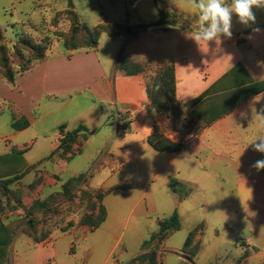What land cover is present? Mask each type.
I'll return each instance as SVG.
<instances>
[{"label": "crops", "instance_id": "1", "mask_svg": "<svg viewBox=\"0 0 264 264\" xmlns=\"http://www.w3.org/2000/svg\"><path fill=\"white\" fill-rule=\"evenodd\" d=\"M254 27H259L262 31L252 33ZM237 32L232 33L238 34L234 35V39L221 37L220 44L214 41L208 45L201 42L200 46L188 32L179 28L159 36L152 33L140 34L134 39V46H140L141 52L133 57H138V60L156 58L162 63H174L176 97L184 105L203 94L237 63L243 65L255 82L264 81V18H259L252 27H246L244 33ZM239 41L242 44L239 45ZM162 42L173 44L174 57L167 58L165 50L159 51L151 47L153 43ZM122 51V44L120 47L107 44V48L103 50L100 42L96 48L49 55L44 61L18 74L13 83L0 77V120L7 114L10 116L9 129L0 131V180L20 176V181L29 184L34 178L28 170L34 166L44 171L52 165L57 173L64 172L68 163H64L60 155L64 152V149H60L61 140L68 132L80 126L86 127L89 134L105 133V144L96 150L98 154L107 150L114 163H120L121 154H126L122 163L130 165L132 173L137 177H130L127 182L113 186L103 185L107 189L117 188L104 197L106 220L96 231L90 233L100 231V247L109 244L110 239L115 242L122 236L124 231L120 218L128 205L132 206L130 213L138 208L141 209L140 215L157 213L162 196H167L170 190L171 177L180 178L186 184L197 185L199 178L182 179V171L186 167L182 159L187 157L192 163H198L199 168L204 171L207 167L201 163L202 156L211 163L217 157L224 158L228 161L225 164L227 166L236 161L231 154L235 151V143L239 142V135H248V129L252 127L258 133L264 132L256 116L264 115L263 91L212 123L200 134L191 135L192 138L189 135L185 137L183 143L188 149L180 152L156 151L147 140L154 121L161 117L151 108L146 76H130L118 69ZM128 51L130 50L127 49ZM118 120L128 124L127 135L116 132L115 122ZM62 125L66 127L63 132L59 130ZM256 131L253 130L252 134L257 133ZM135 132L139 133L136 138L133 136ZM86 134L83 132L77 137L68 151L72 159L73 154L85 153L89 143ZM179 138H173L172 141L177 142ZM35 147L37 150L33 152ZM207 152L212 156L207 157ZM252 159L250 156V160ZM253 164L254 162L249 166H242L246 177L241 182L240 192L244 193L245 198H239L238 202H230L224 208L217 209L221 213L218 217L224 220L231 221L237 217L246 219L251 234L244 240L248 247L247 253H240L238 260H229L227 255H222L223 252L217 245L218 239L222 237L220 230H216L214 237L206 244L209 225L204 220L194 227L195 229L204 222L207 226L196 240L197 253L195 256L191 252L187 253L193 256L194 264H202L200 257L211 254L214 259H209L210 263L217 259L219 264H264V172L259 175L252 167ZM123 184H134L137 187L119 189ZM99 185L101 184L97 186ZM197 191L195 187L193 193ZM112 193H116L113 199L109 198ZM192 195L178 201L181 221V211ZM213 206L209 201L199 199L193 208L194 213L197 210H211ZM48 229L51 234L39 242L26 232L23 233L21 228L16 229L10 225L0 228V264H78L77 258L69 253V242L65 236H60L57 229ZM257 240L260 242L257 243ZM95 246V243L90 245L92 254L86 264H112L108 257H93L96 253ZM112 247L111 244L110 248ZM139 249H136V254ZM133 258L130 256L124 263ZM113 264L123 263L116 261Z\"/></svg>", "mask_w": 264, "mask_h": 264}, {"label": "rangeland", "instance_id": "2", "mask_svg": "<svg viewBox=\"0 0 264 264\" xmlns=\"http://www.w3.org/2000/svg\"><path fill=\"white\" fill-rule=\"evenodd\" d=\"M254 11L256 22L259 18H264V8ZM162 13L165 14L166 21L172 25L152 26L148 31L140 34L152 33L159 36L179 28L193 36L198 30L197 9L192 7L190 0H0V28L3 36V39H0V46L5 49L4 54L0 50V77L5 74L4 56L9 59L11 70L15 72L19 71L21 66L40 57L42 53L30 50L29 44L44 48V53L49 56L67 53L71 46L90 47L89 44L96 40L98 44L101 42L103 50L107 48V44L119 47L122 44L121 55L128 56L134 62L145 66L144 75L148 84L156 77L160 65L164 63L156 58L138 60V57H133L140 54L141 48L134 46V39L140 34L136 37L132 36L137 30V25L155 24L160 20ZM245 30L246 27L233 15L232 33H238L237 31L244 33ZM234 35L238 34H232L230 39H234ZM151 47L159 51L165 50L167 58L175 56L171 42L153 43ZM177 103L181 105L178 101ZM151 108L161 118L154 121L148 140L151 135L158 133L170 140L180 137L177 142H184L185 137L189 135L188 137L192 138L191 135L200 130L195 118L186 109L179 112L172 109L169 116L159 113L152 106ZM9 121L8 114L1 118L0 131L9 129ZM115 124L118 134H128L123 132L124 122L118 120ZM252 129L256 131V128L252 127L248 129V135L238 136L239 142L235 143V151L231 154L236 161L230 163L231 165L225 166L228 161L224 158L217 157L211 163L202 156L201 163L207 167L204 171L199 168L198 163H192L187 157L182 159L185 161L184 167L186 166L182 171V179L190 180L196 177L199 181L197 185H190L180 178L171 177L184 184L187 189H191L192 192L182 199L193 195L188 203L185 202L186 207L181 211L182 228L168 233L161 239L151 240L153 234L159 232L160 222L170 217L174 211L180 215L178 201H181V198L170 187L167 196H162L157 213L140 215V208L133 213H130L131 205L125 208L120 218L124 232L117 241L110 239L109 244L100 247L98 244L100 231L90 234L99 228L92 229L91 226L102 219L105 195L117 188L116 186L107 189L103 185L113 186L123 181L127 182L130 177H137L132 173L130 165H126V162L122 163L126 159V154H121L120 163H114L109 158L107 150L98 154L96 150L105 144V133L97 135L88 132L87 149L82 155L73 154L75 160L65 151L68 150L67 147L63 148L60 145V149H64L60 155L64 163L65 161L68 163L67 169L62 173L59 172L60 174L56 169L53 170L52 165L50 169L44 171L34 166L28 170L34 178L29 184L20 181V176L12 177V182L6 185L2 182L4 180H0L2 187L0 188V228L6 225L15 226L16 229L21 228L23 233L26 232L39 242L51 234L48 227L57 229L58 234L65 236L69 242V253L77 258L78 264H82V261L86 264V260L92 254L90 245L94 243L96 253L93 257L95 259L108 257L112 264L116 261H121L123 264H139L138 258L150 254L156 256L157 264H194L193 256L198 250L196 240L207 226L204 222L195 229L194 227L197 223L206 220L209 225L206 244L214 237V232L220 230L222 237L218 239L217 245L222 250V255H227L229 260H238L241 257L240 253L245 255L248 251L244 240L251 236L248 230L250 225L241 217L231 221L224 220L218 217L221 213L217 209L224 208L230 202H238L239 198L242 200L245 198L244 193L240 192L241 182L245 181L246 177L242 166H249L252 162L264 159V153L255 151L254 145L251 144L257 136L264 135V132L256 131L257 133L252 134ZM133 136L136 138L139 133L135 132ZM117 140L122 142L121 139ZM256 143L259 141L257 140ZM186 149L187 146L184 150ZM36 150L37 147L33 152ZM206 155L212 156L209 152ZM250 156L253 157L252 160ZM263 172L264 170H260L258 174L263 175ZM200 175L206 177L201 178ZM74 176L78 177L72 178ZM98 184L101 185L97 186ZM195 187L198 191L194 194ZM98 194H102L101 199H98ZM115 194L112 193L109 198H115ZM199 199L203 202L209 201L214 205L213 208L203 212L197 210L195 214L193 208L196 207ZM171 204L173 206H170ZM192 229L195 230L193 243L186 247L188 235L194 231ZM150 240V243H146ZM111 244L112 248H110ZM137 248L140 249L136 254ZM188 252L193 256H189ZM130 256L134 258L124 263ZM209 259H214V256L212 254L201 256L200 263L219 264L217 259L211 263ZM146 264L151 263L147 260Z\"/></svg>", "mask_w": 264, "mask_h": 264}, {"label": "trees", "instance_id": "3", "mask_svg": "<svg viewBox=\"0 0 264 264\" xmlns=\"http://www.w3.org/2000/svg\"><path fill=\"white\" fill-rule=\"evenodd\" d=\"M165 18V14L162 13L160 20L155 24L137 25V30L132 37H136L140 33L148 31L152 26L172 25L170 22H167ZM90 35L91 32L89 31V36ZM0 39H3L1 28ZM238 44H242V42L239 41ZM98 45L99 44L96 42V40H94L91 44H89L90 47H85V49L96 48ZM29 46L30 50L40 51L42 54L39 58L31 61L30 63L24 66H21L19 71L17 72L11 70V66L9 65V59L6 56L3 57V68L5 71V74L3 73V77L9 82L13 83L18 74L26 72L34 64L47 59L48 56L44 53V48L37 47L34 45L32 46L30 44ZM83 48L84 47L71 46L69 52ZM0 50L4 54L5 49L3 48V46H0ZM149 63L152 64L151 62H148V64ZM118 69L124 71L127 75L130 76L144 74L146 71L145 66L140 63L134 62L131 58L123 54L118 60ZM263 91L264 81L255 82L250 77V75L241 63H237L235 66H233L226 74L222 76V78L215 82L199 97L184 105H179L177 103L176 74L174 63H164L160 65L156 77L154 79H151V81L147 84V94L150 100V104L159 113L171 116L170 111L172 109L177 110L178 112L182 111V109L190 111V113L200 126V130L193 133V135L200 134L212 123L228 115L242 103L252 99L254 96L260 94ZM125 126H128V124H125ZM65 128L66 127L62 125L60 126L59 130L63 132ZM83 132L88 133L89 131L86 127L80 126L77 129L68 132L66 136L61 140L60 145L63 148L67 147L68 150H65L66 152L70 151L77 137L82 135ZM148 143L156 151L180 152L186 147L183 142H174L167 137L160 136L158 133H154L153 135H151L149 137ZM12 180L13 179H8L2 182L6 185L12 182ZM178 185L180 188L178 187ZM134 187L137 186H135L134 184H123L119 186V189L125 190ZM169 187L172 189L173 192L178 193L181 199L187 197L192 192L191 189H187L184 184L178 182L175 178L170 179ZM101 198L102 194H98V199ZM106 217L107 211L105 208H103L101 221L92 225L91 228H98L106 220ZM159 226L160 230L158 233L153 234L151 238L152 241L155 240V238L161 239L165 237L168 233L179 231L182 228V221L179 213L177 211H174L170 217L163 219L160 222ZM194 236L195 230L189 233L185 243L186 247L190 246L193 243ZM151 240L147 241L146 243H150ZM155 257L156 256L154 254H150L146 256H141L137 260L139 261V264H146L147 260L151 264H157V259Z\"/></svg>", "mask_w": 264, "mask_h": 264}, {"label": "clouds", "instance_id": "4", "mask_svg": "<svg viewBox=\"0 0 264 264\" xmlns=\"http://www.w3.org/2000/svg\"><path fill=\"white\" fill-rule=\"evenodd\" d=\"M193 8L197 9L196 22L198 30L192 39L200 46L201 42L221 43V37H232V18L235 15L238 22L245 27L256 23L254 9L264 8V0H190ZM259 27L252 28V33H260ZM158 90V88H157ZM264 112V109H262ZM260 126L264 128V115L256 114ZM259 143H256V141ZM254 150L264 153V135H259L251 142ZM257 171L264 170V159L255 161L252 165Z\"/></svg>", "mask_w": 264, "mask_h": 264}, {"label": "built area", "instance_id": "5", "mask_svg": "<svg viewBox=\"0 0 264 264\" xmlns=\"http://www.w3.org/2000/svg\"><path fill=\"white\" fill-rule=\"evenodd\" d=\"M124 124H126V122H124ZM128 131V127L127 126H124V128H123V132H127Z\"/></svg>", "mask_w": 264, "mask_h": 264}]
</instances>
